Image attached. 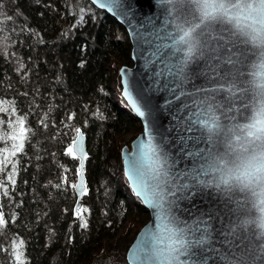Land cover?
<instances>
[{
  "label": "trees",
  "instance_id": "obj_1",
  "mask_svg": "<svg viewBox=\"0 0 264 264\" xmlns=\"http://www.w3.org/2000/svg\"><path fill=\"white\" fill-rule=\"evenodd\" d=\"M68 1L0 0V151L19 136V118L28 129L10 159L18 161L14 186L11 165H0L8 189L0 194V264H128L127 248L149 219L119 155L120 125L142 130L117 73L131 48L127 32L89 0H77L90 6L85 13ZM76 128L88 151L79 202L87 228L74 216L79 161L66 155Z\"/></svg>",
  "mask_w": 264,
  "mask_h": 264
},
{
  "label": "water",
  "instance_id": "obj_2",
  "mask_svg": "<svg viewBox=\"0 0 264 264\" xmlns=\"http://www.w3.org/2000/svg\"><path fill=\"white\" fill-rule=\"evenodd\" d=\"M89 1L125 28L132 66L117 70L122 92L125 70L133 96L147 106L145 118L131 108L142 130L119 153L130 186L128 165L146 123L166 154L173 191L165 197L166 226L153 241L157 259L161 264H264V232L257 227L253 194L221 179L234 159L233 138L240 135L239 126L264 99L251 87L248 75L249 65L264 56V48L254 47L222 19L206 21L197 0H120L112 10L99 7L106 0ZM230 3L235 6L237 0ZM121 11L130 15L126 18ZM140 33L150 34L151 44L140 39ZM192 45L195 52L189 55ZM157 46L159 53L151 55ZM177 173L180 179L172 184ZM181 183L186 185L182 191L176 188ZM75 193L76 207L82 197ZM145 207L149 219L127 248L129 264H138L140 257L132 255L136 245L159 223L156 211Z\"/></svg>",
  "mask_w": 264,
  "mask_h": 264
},
{
  "label": "snow or ice",
  "instance_id": "obj_3",
  "mask_svg": "<svg viewBox=\"0 0 264 264\" xmlns=\"http://www.w3.org/2000/svg\"><path fill=\"white\" fill-rule=\"evenodd\" d=\"M120 6V0H106V2H100V8H108L112 10L115 7ZM121 15H124L126 18L130 15L128 12L121 11ZM83 17H81V20ZM135 31V29H134ZM148 33L138 34L140 39H144L146 43L151 44ZM159 53V46H157V51L151 53V55H157ZM163 59V56L159 57ZM147 59V58H146ZM23 67V66H21ZM123 79V96L129 101L132 110L140 118H145L147 112L145 111L146 105L142 104L136 97L133 96L132 91L129 87L128 79L125 75V70L121 71ZM14 111V107H13ZM19 124V136L12 135L10 138L13 141L19 140L18 143L13 144L12 151L9 153L10 156L15 157L17 153H20L24 150V139L28 129L25 128V118L21 117L17 121ZM192 126V125H190ZM76 135L71 140L70 146L66 149V155L77 159L79 161L78 174H79V183H72L71 188L76 190L80 197H83L88 193V188L85 185L84 179V161L87 159V153L84 150V134L79 129H75ZM155 137L152 133L151 125L146 123L145 134L143 137L139 138L134 145L135 151L131 154L133 157L128 165V176L131 181L132 188L135 193L142 199L143 203L149 208L156 211L157 218L159 223L156 224V231L151 229L145 232L140 239L139 243L136 245V251L132 253L133 256H139L140 260L138 264H161L157 259L154 252L153 241L157 238L158 230L166 226L167 214L166 209L164 208L165 197L168 192H172L173 188L169 187L168 184V173L166 169V159L165 153L158 148L155 143ZM5 148V152H7ZM18 161H9L7 158L0 160V165L3 167H10V171L6 174V182L15 185V176L17 174V169L15 164ZM3 168H0L2 171ZM187 179V177H185ZM65 182L67 178L65 177ZM180 179V174H175V179L171 181L172 184H176V181ZM176 188L179 190H184L186 185L183 183L177 184ZM164 189H167L165 192ZM0 194L5 196L8 195V189L5 184L0 183ZM168 202L171 204V200L168 198ZM87 208L80 206L79 204L75 207L74 216L79 219L80 227L87 228V219L84 217L83 213L88 212ZM6 221L2 210H0V226H4ZM22 241L20 244L22 245ZM18 252V248H17ZM16 259L19 260V255L17 254Z\"/></svg>",
  "mask_w": 264,
  "mask_h": 264
},
{
  "label": "clouds",
  "instance_id": "obj_4",
  "mask_svg": "<svg viewBox=\"0 0 264 264\" xmlns=\"http://www.w3.org/2000/svg\"><path fill=\"white\" fill-rule=\"evenodd\" d=\"M199 14L207 20L222 19L254 47L264 48V0H197ZM195 45L189 50L194 54ZM249 83L264 95V56L248 67ZM240 135L234 137V159L226 165L222 182L236 185L253 194L257 211V227L264 232V99L252 108L248 120L241 124Z\"/></svg>",
  "mask_w": 264,
  "mask_h": 264
},
{
  "label": "rangeland",
  "instance_id": "obj_5",
  "mask_svg": "<svg viewBox=\"0 0 264 264\" xmlns=\"http://www.w3.org/2000/svg\"><path fill=\"white\" fill-rule=\"evenodd\" d=\"M79 3L80 2L77 1V0H69L68 1V7H69V9L73 10L74 12H82V13H85L86 11L89 10V8H90L89 5H87L86 3H84V4H79ZM120 61H121L122 65L132 66V60L130 59L129 55L128 56H125V55L124 56L123 55L120 56ZM112 87L115 88L114 87V84L112 85ZM139 132H136L135 128L130 123H122L120 125V127H119V132L117 133L119 135V137H120V140H121V146L123 144H129L131 142V140ZM128 139H130V141L126 143V140H128ZM13 144H15V141H12L11 143H7L1 149V151H0V160H4L5 158H7L10 161L11 156L9 155V153L13 150L12 147H11ZM5 148H7V150H8L7 152H5ZM129 227H130V219H128L127 221H124V223L120 227V230H119L120 233L125 232L126 228L129 229ZM136 228L137 227H132L131 226V231L127 235L129 238H131L132 235H133V232H135V230H137ZM134 237H133V239H134ZM125 258H126V256H125Z\"/></svg>",
  "mask_w": 264,
  "mask_h": 264
}]
</instances>
